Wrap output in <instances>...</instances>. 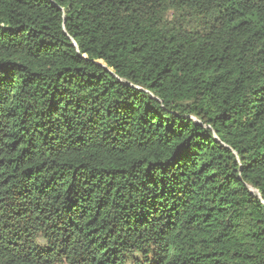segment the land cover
I'll list each match as a JSON object with an SVG mask.
<instances>
[{
    "label": "trees",
    "instance_id": "trees-1",
    "mask_svg": "<svg viewBox=\"0 0 264 264\" xmlns=\"http://www.w3.org/2000/svg\"><path fill=\"white\" fill-rule=\"evenodd\" d=\"M264 264V0H0V264Z\"/></svg>",
    "mask_w": 264,
    "mask_h": 264
},
{
    "label": "rangeland",
    "instance_id": "rangeland-1",
    "mask_svg": "<svg viewBox=\"0 0 264 264\" xmlns=\"http://www.w3.org/2000/svg\"><path fill=\"white\" fill-rule=\"evenodd\" d=\"M60 264H68L67 262H63V263H60Z\"/></svg>",
    "mask_w": 264,
    "mask_h": 264
}]
</instances>
